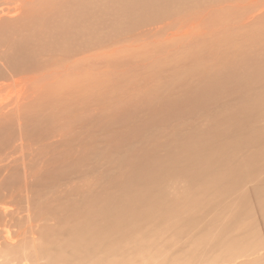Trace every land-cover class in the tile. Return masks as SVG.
Instances as JSON below:
<instances>
[{
	"label": "bare ground",
	"instance_id": "bare-ground-1",
	"mask_svg": "<svg viewBox=\"0 0 264 264\" xmlns=\"http://www.w3.org/2000/svg\"><path fill=\"white\" fill-rule=\"evenodd\" d=\"M26 1L19 0L16 6ZM154 1L165 2L144 0L156 5ZM178 4L183 5L181 1ZM209 4L208 0L201 3L204 10L199 15L175 17L171 22H163L160 26L135 34L126 44H97L100 49L91 52L87 48L85 52H88V55L73 63L67 62L64 67L58 64L57 68L47 69L48 71L42 73L36 72L32 66L23 65L22 68L11 69L5 74L0 83V122L9 118L11 122L21 126L27 111L40 107L41 102L50 97L53 98L51 111L41 106L42 113L50 112L53 115L59 111L61 117L58 113L57 116L63 119V122L72 125L83 121V126L92 120L90 117L93 115L97 125L101 126L105 113L103 110H107L103 95V84L106 81L103 78V83L102 75L100 74V78L98 73L105 72L101 68L107 58L112 57L115 60L118 57L124 65L133 63L134 69H131L132 66L127 68L129 72L133 73L137 67L139 70L146 68L148 83H137L146 88V92L137 90L138 95L145 101L143 107L158 118L164 115L160 124L171 123L164 142H154L152 148L148 147L149 152L154 149L150 157L147 155L149 158L141 156L127 164V175L123 177L122 182L117 181V187L114 191V188L111 190L112 193H96L92 202L82 204L77 213L75 212L78 204L71 202L67 205L70 227L66 224V227L61 226L55 236H65L71 250H75L83 240L96 243L92 249L102 247L106 241L117 240L127 233L128 226L133 228L134 220L142 216L151 217L161 209H164V218L169 221H182V224L186 225L192 216L183 214L191 210L192 203L198 201L201 196L215 189V192L228 188L233 191L240 181L252 179L264 171V0H222L212 7H208ZM124 9L134 8L127 5ZM129 19L134 21L133 17ZM119 21L128 23L123 16ZM207 22L211 24L207 25L209 28H206ZM136 23L137 20L135 25ZM216 28L219 35L226 33V30L230 33L231 29L237 35L231 38L232 40L229 37L230 41L227 42L231 44L225 47L221 45L223 41L218 40L219 36L214 35ZM196 32L199 38L196 37ZM207 39H211L208 46ZM119 40L113 44H117ZM173 42L176 43V50L162 55L165 53L162 51L165 46ZM211 59L214 65L210 63ZM231 60H235V63L232 64ZM91 63L96 65L97 72L91 75L97 82L90 79L92 76L85 69L78 77L74 72L78 71L81 65L87 70ZM254 66L259 67L253 68ZM258 69L261 70V77L254 73ZM158 73L166 75L160 78ZM153 77L159 78L158 83L153 81ZM50 78L55 81L53 86L51 84L52 88L47 89L45 82ZM125 80L127 82V79ZM150 80L155 82L153 86L149 85ZM18 82L22 83V90L13 94V97H8L10 88ZM114 84L111 83L112 86ZM119 84L117 82L113 88L119 87ZM44 88L48 91L45 92ZM92 99L100 105L92 109L89 116L90 113L87 112L92 107ZM215 106L223 113L214 114V121L211 123L207 119L211 116L205 110ZM115 109L113 113L120 115L118 108ZM46 115L49 118L42 119V125L51 119V115ZM152 123L154 124V121L150 125ZM58 140L64 142L62 139ZM80 142H85V139ZM262 165L263 168L260 169ZM9 166L6 159L0 158V264H40L42 257L48 256L49 260V255L55 256L60 247L57 248L56 241L52 240L46 249H42L39 244L42 236L39 229L41 215L30 206L32 195L25 190L27 184L23 187L20 183L16 191L11 187ZM165 181L171 186L183 184L180 204L178 199H174V194L165 191ZM171 186L168 184L169 188ZM170 189L172 190V187ZM192 190L198 194L195 199L189 196ZM256 193L264 195V187H259ZM87 197L88 195L86 198L84 195V200ZM88 204L94 205L92 211H89ZM76 205L78 207H75Z\"/></svg>",
	"mask_w": 264,
	"mask_h": 264
},
{
	"label": "rangeland",
	"instance_id": "rangeland-1",
	"mask_svg": "<svg viewBox=\"0 0 264 264\" xmlns=\"http://www.w3.org/2000/svg\"><path fill=\"white\" fill-rule=\"evenodd\" d=\"M18 1L0 0V83L11 69L26 65L34 67L36 72L45 73L44 71L57 68L58 64L64 67L67 62L69 64L84 58L88 55L85 52L87 48L90 52L100 49L97 44L123 45L135 34L145 32L148 28L153 29L163 22H171L175 17L199 15L204 10L201 3L207 0H165L164 3L154 1L156 5L144 0H27L16 6ZM179 1L183 5H179ZM216 1L212 3L208 0V7L215 6L222 0L217 3ZM127 5L134 9H124ZM118 12L120 13L116 14ZM122 16L129 24L119 21ZM129 17H133L134 21H130ZM207 25L211 26L207 22L206 28H209ZM259 28L260 26L256 30ZM215 30L217 32L214 35L219 36L218 40L223 41L221 45L225 47L231 44L227 40L230 41L237 35L232 29L230 33L226 30L223 35H219L217 28ZM200 33L201 30L198 31ZM198 34L196 32V37L199 38ZM116 38L120 40L113 44ZM209 40L211 39L206 40L207 46L211 42ZM175 48V42L165 46L162 50L165 53L162 55L176 50ZM115 60L112 57L107 58L101 68L105 72L98 73L106 81L104 83L103 80V91L106 92H103L104 105L107 110H103L105 113L102 123L105 127L97 125L95 117L91 115L92 109L100 105L93 99L90 102L92 107L87 112L92 120L85 126L83 121L72 125L63 122L59 111L53 115L50 112L42 113L41 106L51 111L53 98L50 97L42 101L40 107L27 111L21 126L11 122L9 118L0 122V158L6 159L10 164L8 175L11 176V187L16 191L20 183L23 187L27 184L25 190L32 195L30 206L41 215L39 229L42 236L39 244L42 249H46L52 240L56 241L54 245L57 248L60 247L55 256L49 255L50 261L48 256L42 259L40 257V264H264V195L256 193L259 187H264V171L252 179L240 181L233 191L228 188L215 192V189L201 196L195 204L192 203L191 210L183 214L192 216L186 225L172 217H169L171 221L164 218V209H161L151 217L142 216L134 220L133 228L128 226L126 234L117 240L106 241L102 247L92 249L96 243L83 240L75 250H71L65 236H55L65 224L70 227L66 211L69 203L78 204L79 207L75 206L78 207L75 212L77 213L82 204L92 202L96 193H112L117 187V181L122 182L127 175V164L132 159L151 155L154 149L149 152V148H152L154 142H164L165 134L171 127V123L160 124L164 115L158 118L143 107L145 101L138 95L137 90L146 92V88L137 83H148L146 68L139 70L137 67L132 73L127 68L133 67V63L124 65L120 58L116 57ZM231 61L232 64L235 63V60ZM92 64H89L87 70L81 65L78 71H74L77 77L84 69L89 75L96 73V65ZM212 64L209 66L216 68ZM258 70L254 73L261 77V70V74ZM158 75L162 78L166 74ZM50 79L45 82V88H52L55 79ZM90 79L97 82L94 76ZM157 79L159 78L153 77V81L158 83ZM153 81L150 80V86L155 84ZM117 82L120 86L115 89L113 87ZM18 83L10 88L8 97H13L22 90V83H19L20 86ZM111 83L115 84L112 86ZM213 107L205 110L211 116L207 118L211 123L214 121V114L223 113L219 107ZM113 108H118L120 115L113 113L116 110ZM46 114L51 115V119L42 125V121L49 118ZM151 119L153 120L150 121ZM153 121L154 124L150 125ZM58 138L64 142H59ZM83 139L85 142H80ZM148 156L147 158L150 157ZM262 168L263 165L260 169ZM168 184L171 186L167 181L164 182L165 191L174 194V199H178L180 204L183 184L172 185V190ZM196 194L192 190L189 196L195 199ZM84 195L85 198L88 195L86 200ZM88 207L89 211L94 209L93 204H88Z\"/></svg>",
	"mask_w": 264,
	"mask_h": 264
}]
</instances>
